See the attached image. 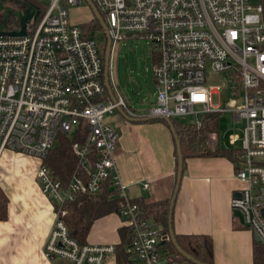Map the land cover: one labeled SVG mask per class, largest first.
Masks as SVG:
<instances>
[{"label":"built area","instance_id":"1","mask_svg":"<svg viewBox=\"0 0 264 264\" xmlns=\"http://www.w3.org/2000/svg\"><path fill=\"white\" fill-rule=\"evenodd\" d=\"M92 1L113 45L141 36L154 46L155 102L143 113L127 104L111 80L113 101L102 45L70 19L81 0H50L30 21L26 36H0V160L5 151H14L40 162L37 180L55 207L44 245L49 263L190 264L162 244L169 235L144 216L119 176L120 131L106 121L118 108L139 119L191 115L189 123L197 128L209 116L232 112L242 123L230 143L237 149L236 177L243 186L234 192L231 208L264 244V0ZM15 28L18 24L9 29ZM214 74H225L226 86L240 99L223 106L221 96L215 103L224 88L208 83ZM82 128L88 130L71 145L77 164L65 183L44 160L61 133ZM208 141L220 145L219 133H209ZM108 180L118 197L117 214L131 232L128 262L119 263L117 243L79 242L66 221L69 203L78 195L100 194Z\"/></svg>","mask_w":264,"mask_h":264},{"label":"crops","instance_id":"2","mask_svg":"<svg viewBox=\"0 0 264 264\" xmlns=\"http://www.w3.org/2000/svg\"><path fill=\"white\" fill-rule=\"evenodd\" d=\"M152 81L150 106L155 102L153 75ZM117 93L125 100L119 91ZM132 119L119 109L106 116V121L120 131L115 156L119 176L128 186L129 196L137 200L159 195L160 188L164 191L167 182L161 181L173 177L176 172L177 144L166 121ZM210 133L218 134L219 130ZM208 145L216 148L219 144L210 145L208 141ZM22 156L32 157L5 151L0 160V185L9 198L8 218L0 220V264H50L44 245L55 219V207L37 180L39 160L32 157L37 161V167L34 171L23 172L15 162ZM234 161L228 156L190 157L186 160L174 206V229L179 234L211 236L216 264H255V233L241 223L231 208L234 192L243 186L236 177ZM146 183L148 188L144 187ZM108 226L107 237L98 236L96 232L91 236L92 227L88 236L93 240L92 244L120 243L121 222L111 221Z\"/></svg>","mask_w":264,"mask_h":264},{"label":"trees","instance_id":"3","mask_svg":"<svg viewBox=\"0 0 264 264\" xmlns=\"http://www.w3.org/2000/svg\"><path fill=\"white\" fill-rule=\"evenodd\" d=\"M31 1L39 6L41 14L47 8V5L44 6V4H42L39 0ZM84 26L89 29L104 31L98 18H95V20ZM93 34L94 33L91 32V36ZM106 45L107 41L104 45H102L104 56V48H106ZM151 120L165 121L161 118ZM172 122L181 143L182 154L184 156V170L186 169V160L190 157L228 156L234 159L237 158V149L234 147L227 148L218 145L216 148H210L208 145V134L215 130H219V117L217 115L208 117L204 126L201 128H197V126L193 123L183 122L180 118H173ZM87 130L88 129L86 128H82L79 131L76 130L73 133V137H66L64 133H61L59 135L60 143L50 151L44 160V163L51 168L57 178L61 179L65 183L69 181L77 164V159L72 152L71 145L74 141L83 140L85 135L83 133H87ZM176 158L177 166L175 175L167 180L161 181L167 182L163 192L160 188L159 195L157 196L137 200L134 199V201L142 208L144 216L153 219L155 223L164 231V233L169 235V237V216L172 206V198L176 188L178 172L177 146ZM8 203L9 198L0 185V220H6L8 218ZM66 208L68 209L66 221L68 223L71 236L79 242H86L94 222L112 213H117L119 209V202L112 181L108 180L100 194L95 196L78 195L76 200L69 203ZM119 234L121 241L117 245L118 261L119 263L128 262L129 254L126 252V245L131 243V232L128 227L122 226L119 228ZM176 238L181 248L197 260L207 264H216L214 261V244L211 236L207 234L176 233ZM162 244H165L169 249V252L177 256L179 260L193 264L178 252L171 238L164 241ZM253 261L255 264H264V244L261 242L256 241L254 244Z\"/></svg>","mask_w":264,"mask_h":264},{"label":"rangeland","instance_id":"4","mask_svg":"<svg viewBox=\"0 0 264 264\" xmlns=\"http://www.w3.org/2000/svg\"><path fill=\"white\" fill-rule=\"evenodd\" d=\"M44 6L48 5L50 0H39ZM97 18L86 0H81L80 6L72 7L70 10V19L72 22L79 24L85 33L93 32L97 44L104 45L107 38L104 31L97 29H89L84 25L95 20ZM11 27L18 24L17 18L12 16L9 22ZM106 51V48H104ZM154 46L149 39L141 36L135 38H129L125 41L117 42L113 45L111 56V80L115 90L120 92L127 104L130 105L135 111L142 112L149 108L152 100L153 81L152 75L154 70ZM230 82L225 74H214L208 76V83L216 88H224L219 90V94L214 96L215 103L220 101L222 96L223 106H227V101L237 98L240 99L237 93H233L229 90L231 87H227L226 84ZM229 85V84H228ZM225 86V87H224ZM183 122H191L194 117L191 115L183 116ZM242 123L234 119L232 112H225L220 115L219 118V136L220 144L222 147H229L230 137L233 134H240ZM66 137H73L72 133L64 134ZM60 143V136L55 142V146ZM232 146V145H231ZM38 160V159H37ZM9 161H12L9 158ZM19 163L20 170L23 172L34 171L37 167V161L34 158L28 156H22L19 160H15ZM115 222L119 224L122 220L117 213L113 215H107L95 221L93 224V232H96L98 236L105 237L109 233V222ZM120 221V222H119ZM104 239V238H103ZM91 243V237L88 238Z\"/></svg>","mask_w":264,"mask_h":264},{"label":"water","instance_id":"5","mask_svg":"<svg viewBox=\"0 0 264 264\" xmlns=\"http://www.w3.org/2000/svg\"><path fill=\"white\" fill-rule=\"evenodd\" d=\"M12 2V4H20L21 9L15 10V8L9 4V2ZM88 4L92 8L95 16L100 20L103 29H104V34L107 38V45H106V51H105V83L108 88L109 93L112 96L113 101H116L115 93L113 90V86L111 84V74H110V68H111V56H112V48H113V42L109 36L108 33V26L105 23L103 17L101 16L98 8L96 5L93 3L92 0H87ZM40 15V9L39 6L34 3L33 1H26V0H0V36L3 35H9V36H26L27 35V27L28 24L32 19H37L38 16ZM14 16L17 18L18 22V28L15 29H9V22L11 20V17ZM119 111L122 114H125L122 108H118ZM136 118L132 119L135 120ZM164 119L169 126L172 129V132L174 134L177 148H178V172H177V182H176V188L174 192V196L172 198V206L170 210V216H169V234L170 238L172 239L174 246L178 250V252L184 256L187 260L192 262L193 264H207L204 262H201L200 260H197L195 257L187 253L185 250L181 248V246L178 244L177 238H176V233L174 230V225H173V213H174V206H175V201L177 198V194L180 189L181 181L183 178V173H184V156L182 154V147L181 143L178 137V134L173 126V122L171 119L167 118H162ZM237 196H240L241 193L237 192ZM235 216H237L242 224H245L243 215L240 211L236 210L234 212ZM255 239L258 242H261L260 237L255 234Z\"/></svg>","mask_w":264,"mask_h":264},{"label":"flooded vegetation","instance_id":"6","mask_svg":"<svg viewBox=\"0 0 264 264\" xmlns=\"http://www.w3.org/2000/svg\"><path fill=\"white\" fill-rule=\"evenodd\" d=\"M8 2H9V4H11L15 8V10L21 9L20 4H12V2H10V1H8Z\"/></svg>","mask_w":264,"mask_h":264}]
</instances>
